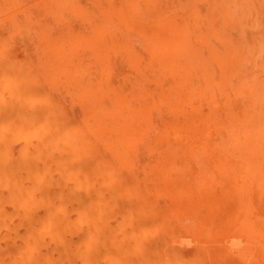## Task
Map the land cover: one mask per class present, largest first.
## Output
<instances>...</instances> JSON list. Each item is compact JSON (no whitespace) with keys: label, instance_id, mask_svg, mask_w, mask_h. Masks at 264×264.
I'll use <instances>...</instances> for the list:
<instances>
[{"label":"bare ground","instance_id":"1","mask_svg":"<svg viewBox=\"0 0 264 264\" xmlns=\"http://www.w3.org/2000/svg\"><path fill=\"white\" fill-rule=\"evenodd\" d=\"M233 3L262 18L258 0ZM229 14L0 0V264H264V170L176 189L200 158L230 168L236 124L264 158V89L228 30L246 15Z\"/></svg>","mask_w":264,"mask_h":264},{"label":"rangeland","instance_id":"2","mask_svg":"<svg viewBox=\"0 0 264 264\" xmlns=\"http://www.w3.org/2000/svg\"><path fill=\"white\" fill-rule=\"evenodd\" d=\"M260 3H262V9L260 11L261 13V19H256L257 14L252 11L251 6L246 3L245 7L243 9H237L234 6V0L230 2L229 0H185L186 9H196L200 11V15L205 16V13H216L218 15L224 16V13H232L234 15V19L232 20L235 22L238 17H242L246 15L245 18L241 19L238 22L237 26H233L232 28L229 27V31L233 32V37L236 38V44L240 46L241 54L242 56H246V66L248 67V71L245 74V80L247 83H260L262 88L264 89V0H258ZM226 9V10H225ZM230 15V14H229ZM219 17V16H216ZM227 23H231L227 22ZM252 44V45H251ZM246 51V52H244ZM244 52V53H243ZM13 56L22 57L21 49L18 47H14L12 49ZM254 63V64H253ZM192 80L197 84V89L200 91V88L203 85V82H201L194 76L191 75ZM188 79V77H187ZM245 107V103H240V108ZM260 111L258 112V119L263 120L264 122V101L261 100L260 104ZM205 110L208 111V107L205 108ZM235 112V108L232 111V113ZM240 112V111H239ZM238 114V110H236L235 115ZM235 133L229 132V135L232 137L233 134L235 135H241L243 132L242 125L236 124L235 125ZM229 135L225 134V138H228L227 142V150L229 153L228 159L225 160L227 162H232L233 164H228L226 167H230L225 172L220 173L217 172L216 174L212 172V164H210L207 159L200 158L197 163L195 164V168H192L188 171L181 172L178 175V187L176 189H179V191H184L189 184L194 185L193 190H202L206 189L205 192H210L211 189H209L206 186V180L207 179H236V180H243L246 178V175L248 176V179L250 182H256L258 180H261L260 178L263 176L262 171L264 170V158L263 154L259 151V149L250 150V148L247 150L245 147V144L242 143L241 145H237V138L230 139ZM220 142V141H219ZM263 143V142H262ZM260 149H264V144H260ZM147 160V154L146 152H143L141 154V160L143 163ZM216 160V159H214ZM212 160L211 162H213ZM247 163L250 166V169L247 167H240L238 162ZM251 163V164H250ZM253 170V171H252ZM231 185L225 188H220L219 192L220 194H225L232 190ZM192 189V188H191ZM202 192V191H201ZM129 207L123 206L120 208V211L118 214H121L124 212V210H127ZM170 229H172L170 232L173 234H179L183 232L182 227L179 225L171 226ZM220 242H218L217 246L220 247L223 238H219ZM222 241V242H221ZM149 243L153 242L152 239L148 241ZM224 245H227L231 247L229 244V241L225 239L223 242ZM129 246V244H127ZM222 247V246H221ZM188 249L191 248V245L187 247ZM232 248V247H231ZM188 253V251H187ZM236 253L233 254L235 256ZM134 258V257H133Z\"/></svg>","mask_w":264,"mask_h":264}]
</instances>
